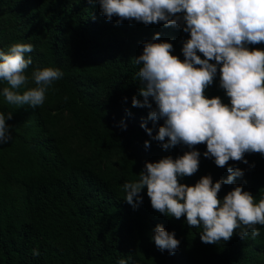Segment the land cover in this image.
<instances>
[{
    "label": "trees",
    "instance_id": "trees-1",
    "mask_svg": "<svg viewBox=\"0 0 264 264\" xmlns=\"http://www.w3.org/2000/svg\"><path fill=\"white\" fill-rule=\"evenodd\" d=\"M182 27L134 20L117 24L116 17L108 21L99 4L87 0H0V49L31 43L29 76L43 67L64 73L36 108L9 104L2 95L7 84L0 81V112L12 113L11 139L0 145V264H118L120 259L127 264H264V226H257L255 237L249 232L244 239L234 235L226 243L205 244L202 228L153 210L146 189L137 209L124 200L123 185L138 180L146 162L191 150L183 145L163 149L141 128L146 121L154 136L163 120L154 126L148 120L151 109L132 106L133 96L143 99L135 57L145 42L166 41L173 45L172 55L183 60V42L190 37ZM155 33L159 41H153ZM249 47L264 49V44ZM205 94L230 103L219 86V69ZM63 113L72 121L70 134L56 128ZM72 136L87 153L74 151ZM195 150L201 153L199 170L181 183L194 185L205 175L213 182L227 178L226 168L203 156L206 145ZM244 159L248 164L229 161L244 176L223 185L221 199L237 185L257 202L264 197V156ZM158 224L180 241L174 254L160 252L151 240Z\"/></svg>",
    "mask_w": 264,
    "mask_h": 264
},
{
    "label": "clouds",
    "instance_id": "clouds-1",
    "mask_svg": "<svg viewBox=\"0 0 264 264\" xmlns=\"http://www.w3.org/2000/svg\"><path fill=\"white\" fill-rule=\"evenodd\" d=\"M87 2L98 3L108 21L116 17L117 24L134 20L145 26H183L190 37L183 42V60L172 55L173 45L166 41L145 42L142 54L134 59L141 65L138 96L143 99L133 96L132 106L151 109L148 120L154 126L163 120L154 136L146 121L141 128L165 150L177 145L191 150L175 159L166 156L146 162L139 179L123 185L124 200L135 210L146 189L153 210L177 220L185 217L190 228H202L200 240L205 244L226 243L234 235L244 239L249 232L253 237L259 235L257 226H264V197L257 202L242 185L222 199L218 194L223 185L244 176V171L229 161L248 164L246 154L264 156V49L249 47L264 44V0ZM159 40L160 33H155L153 41ZM33 50V44L21 42L11 44L7 51L0 50V81L7 84L2 95L11 105L42 106L47 91L64 76L53 67L35 68L29 76L33 60L28 54ZM218 69L219 86L230 101L227 104L219 96L208 98L205 94ZM30 80L34 87H28ZM10 119L11 112L7 116L0 112V145L11 139ZM201 144L207 149L203 156L214 159L229 175L215 182L211 175H205L194 185L181 183V178L198 172L201 153L195 149ZM144 145L148 148L150 142L146 140ZM151 240L160 252L169 254L180 246L175 232L159 224ZM33 255L38 256L39 251L34 249ZM118 264L127 261L120 259Z\"/></svg>",
    "mask_w": 264,
    "mask_h": 264
},
{
    "label": "rangeland",
    "instance_id": "rangeland-1",
    "mask_svg": "<svg viewBox=\"0 0 264 264\" xmlns=\"http://www.w3.org/2000/svg\"><path fill=\"white\" fill-rule=\"evenodd\" d=\"M8 47H5L4 51H7ZM29 83H32V81L30 80ZM71 123L72 121L70 117L66 113H63L60 115V118L56 124V128L63 134H70ZM69 141L70 146L74 149L75 152L87 153V149H85V147L81 143H79L77 136H72ZM113 159H115V157Z\"/></svg>",
    "mask_w": 264,
    "mask_h": 264
}]
</instances>
